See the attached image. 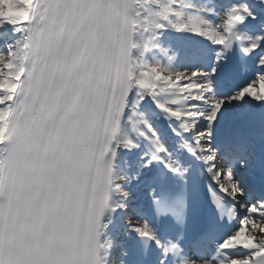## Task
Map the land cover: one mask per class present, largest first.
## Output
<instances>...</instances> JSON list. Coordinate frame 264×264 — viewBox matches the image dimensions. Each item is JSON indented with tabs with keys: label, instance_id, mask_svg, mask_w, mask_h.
<instances>
[{
	"label": "snow or ice",
	"instance_id": "snow-or-ice-1",
	"mask_svg": "<svg viewBox=\"0 0 264 264\" xmlns=\"http://www.w3.org/2000/svg\"><path fill=\"white\" fill-rule=\"evenodd\" d=\"M0 264H264V0H0Z\"/></svg>",
	"mask_w": 264,
	"mask_h": 264
}]
</instances>
